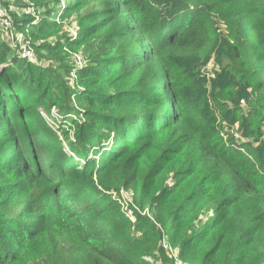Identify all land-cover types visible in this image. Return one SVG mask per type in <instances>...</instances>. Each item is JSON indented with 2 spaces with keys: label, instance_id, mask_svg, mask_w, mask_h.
<instances>
[{
  "label": "trees",
  "instance_id": "trees-1",
  "mask_svg": "<svg viewBox=\"0 0 264 264\" xmlns=\"http://www.w3.org/2000/svg\"><path fill=\"white\" fill-rule=\"evenodd\" d=\"M101 1L108 3L74 42L80 45L91 34L97 41V55L76 70L79 83L117 76L128 86L100 100V108L131 102L142 109L99 114L112 125L113 145L120 146L101 154L103 163L96 167L90 168L89 152L82 153L91 149L87 142L93 141L97 153L112 136L93 122L78 125L81 150L72 148L76 156L69 155L39 112L41 104L58 102L52 94L38 95L35 88L44 89L40 73L33 74L28 61L0 41V127L6 125L8 135L4 142L0 134V172L21 183L0 185V264H49L62 240L81 264H169L158 246L163 234L148 218L139 216L138 227L153 238L140 243L116 219L113 202L99 189H111L102 178L107 172L132 186L142 208L158 204V223L185 262L264 264V0ZM53 15L48 10L17 26L31 23L34 40H42L37 49L57 57L61 40L48 42L56 35ZM221 37L227 44L210 90L214 102L201 88L192 104L187 87L197 88ZM43 69L35 71H51ZM222 76L233 84L219 90ZM91 98L87 104L94 106L98 99ZM227 124L245 140L229 136ZM167 172L175 178L173 187L163 186ZM29 194L34 220L10 208L9 199ZM205 211H213L211 218L198 227Z\"/></svg>",
  "mask_w": 264,
  "mask_h": 264
},
{
  "label": "rangeland",
  "instance_id": "rangeland-1",
  "mask_svg": "<svg viewBox=\"0 0 264 264\" xmlns=\"http://www.w3.org/2000/svg\"><path fill=\"white\" fill-rule=\"evenodd\" d=\"M79 1L81 0H0V8L6 10L10 14L13 23L16 25L12 31L6 32L0 29V41L6 42L10 45L13 50L17 52L20 59L28 61L30 70L33 74L40 73V76H42V79L44 80V89L38 90L35 88L38 95L41 96L46 94V97H49L52 94V99L58 102L57 106L54 105L49 108V103L45 101L46 104H41L39 112L48 123L49 127L59 136L62 145L69 155L74 158L76 156L72 148L81 150L80 145L83 142L80 143L76 136L78 125H87L90 122H93L97 125L100 131L104 132L106 137L109 134L112 136L113 139L110 142L107 141L108 139L106 140L108 142V147L97 153L95 152L97 147L93 146V141L87 142V145L91 146V149L82 153L85 155L89 152V160L94 161V163H90V168H93L98 164L103 163L104 157H102L101 154L110 151L112 152L115 148H119L120 146V143L119 146H114L117 142L113 145L115 133L111 131L112 125L106 123L107 121L103 118H97L99 117V114L100 117H103L115 113H123L131 108L141 110L142 106L130 102L128 104L122 103V106L120 107L118 106L120 103L117 105L115 102L113 108H100V105L98 104L100 103V100H104V98L107 97H115L117 92L126 89L128 86V83L122 84L120 79H117V76L111 75L107 78H99V76L96 77V80L91 81L87 85L85 84V86L79 83L76 70L86 68L90 64L91 57L97 55L94 50L97 41L95 35L91 34L87 41L80 45L74 44V42L81 37L82 29H86L90 22L96 21V19L91 20L92 17L95 18L96 15L94 14L104 8L108 3L101 0H89L87 3H80L77 9L70 7ZM32 7L37 10L39 17L48 10L54 12L52 20L57 23V27L55 28L56 35L51 37L48 42L52 43L56 40H61L57 57H52L51 55H47L37 49L36 44L41 43L42 40H34L35 38L31 34V30H29V25L31 23H25L23 29L17 26V22L23 18L30 20L31 22L36 20V17L33 16V11L31 10ZM27 30L28 33L26 32ZM222 30L223 28L221 31ZM221 31L219 32L221 33ZM23 34L25 36L22 38ZM221 39L222 40H219L216 52L211 56L207 65L202 68V75L200 74L197 78V88L191 87V85L187 87L186 99L192 104H196L199 101L201 88L206 91L208 90L209 93H211L210 90L214 91V85L212 83L216 78L217 72L220 70L218 61H222V49L227 44L224 37H221ZM17 47H20V49L18 50ZM136 48L137 46H134L130 50ZM228 62H230V60L227 57H224V63ZM37 69H43V72H46V69L51 71L42 73V71H35ZM68 71L71 72L68 74ZM37 78H39L38 75L35 76L34 79L36 80V83L38 81ZM219 81H221L220 85L216 87L217 89L220 88L219 90L233 84L231 81H228L225 76L220 77ZM92 82H95L96 84L89 88ZM89 96L90 100H92V96L94 99H98L97 102H93L94 106L87 104ZM207 99L209 104H212L214 102L213 94L211 93L207 95ZM243 104L245 105L244 102ZM217 117L220 119L219 122L223 120L218 112ZM227 125L229 136L236 135L238 139L241 138L242 140H245V138L242 137V134L234 132L235 128H231L233 126L230 124ZM6 133V125L2 124L0 127V134L6 138L4 139V142H6L8 138ZM86 136L87 135H85V137ZM7 146H10V144L7 143ZM6 150H8V147ZM13 152L14 149H12L9 154H12ZM82 163L85 164V161L82 160ZM102 178L106 184L110 185L111 189H103L100 186L99 189L106 194L109 201L113 202L117 212V214H115L116 219L127 227L130 238L138 243L142 242L145 236L147 239L153 238V236L146 232L145 229L138 227L139 216L148 218L163 234L162 240L160 239L158 241V246H160L168 256L169 264H189L180 258V249L170 243L171 241L168 239V236L165 235L166 229L164 225L158 223L157 216L162 215L163 211L159 209L157 203L153 208L148 205H145L146 208H142L137 202L138 195L132 186L127 188L109 172L104 173ZM98 179L99 177L96 176L95 180ZM162 182L165 187H173L175 184V178L171 172H167L164 175ZM9 183L21 184L20 180L14 178V176H7L1 171L0 185L3 186ZM9 200L11 202L10 208L12 209L13 214H29L32 216L27 217V219L34 220L32 218L33 215H36V210L34 209V212L30 213L34 204V199L30 194L16 195ZM212 213L213 211L208 214H206V211L204 214L202 212L197 218L198 220L195 222L198 224V227L203 226V224L207 222V218H211L209 216H211ZM154 238L156 237L154 236ZM148 260L155 263L154 258L149 257ZM162 261L163 259H158V261L156 259V262L159 264L162 263ZM81 263H83L82 259L76 257L74 248L66 240L61 241L59 253L49 262V264ZM38 264H41L40 261Z\"/></svg>",
  "mask_w": 264,
  "mask_h": 264
},
{
  "label": "built area",
  "instance_id": "built-area-1",
  "mask_svg": "<svg viewBox=\"0 0 264 264\" xmlns=\"http://www.w3.org/2000/svg\"><path fill=\"white\" fill-rule=\"evenodd\" d=\"M31 10L33 11V16L36 17L35 21H37L39 19V15L37 13V10L34 7H32ZM14 26H16V25L13 23L10 14L6 10H3L2 8H0V29L2 31H6V32L12 31ZM26 32L28 33V30ZM23 36H25V35L23 34L22 38H23ZM17 48H18V50L20 49V47H17Z\"/></svg>",
  "mask_w": 264,
  "mask_h": 264
}]
</instances>
